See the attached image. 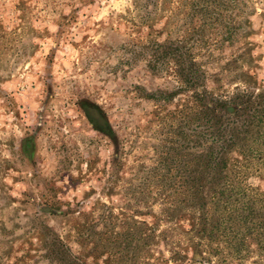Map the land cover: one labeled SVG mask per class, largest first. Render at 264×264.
Wrapping results in <instances>:
<instances>
[{"label":"rangeland","instance_id":"obj_1","mask_svg":"<svg viewBox=\"0 0 264 264\" xmlns=\"http://www.w3.org/2000/svg\"><path fill=\"white\" fill-rule=\"evenodd\" d=\"M196 1L0 0V264H126L178 186L182 126L193 144L182 70L210 96L264 90V0L206 21ZM263 142L231 153L262 192Z\"/></svg>","mask_w":264,"mask_h":264},{"label":"trees","instance_id":"obj_2","mask_svg":"<svg viewBox=\"0 0 264 264\" xmlns=\"http://www.w3.org/2000/svg\"><path fill=\"white\" fill-rule=\"evenodd\" d=\"M250 1L197 0L195 5L206 21L219 20L212 14L218 7L248 6ZM181 77L183 84L194 87L198 100L193 144L182 126L178 186L165 195L159 215L152 214L156 220L148 223L143 244L136 233L128 236L126 264H243L246 245L253 243L264 262V192L246 185L242 171L231 164L233 151L244 154L246 137L264 138V90L246 88L227 100L209 95L198 70L190 74L184 68ZM156 249L160 256H154ZM54 253L66 264H82L68 249Z\"/></svg>","mask_w":264,"mask_h":264}]
</instances>
